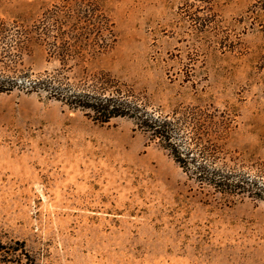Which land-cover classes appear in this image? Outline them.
<instances>
[{"label":"rangeland","instance_id":"rangeland-1","mask_svg":"<svg viewBox=\"0 0 264 264\" xmlns=\"http://www.w3.org/2000/svg\"><path fill=\"white\" fill-rule=\"evenodd\" d=\"M255 1L0 0V75L139 106L201 165L264 182ZM0 240L35 264H264V203L197 181L132 119L18 87L0 95Z\"/></svg>","mask_w":264,"mask_h":264},{"label":"trees","instance_id":"trees-1","mask_svg":"<svg viewBox=\"0 0 264 264\" xmlns=\"http://www.w3.org/2000/svg\"><path fill=\"white\" fill-rule=\"evenodd\" d=\"M78 1H94L91 8L98 5V0ZM197 1L202 2L207 11H211L212 0ZM189 5L194 6L192 3ZM249 15L253 22H257L264 29V0H256L249 9ZM206 18L204 16H194L192 21L194 25L203 27L212 21ZM18 87L27 93H44L51 99L63 101L71 108L87 110L91 118L99 123H106L112 118L119 117L132 119L157 139L162 147L169 152L173 160L197 181L209 185L224 196H246L264 203V182H262V179L201 165L187 147L184 148L179 134L170 121L158 119L139 106L113 97L74 91L65 86L55 85L47 80L24 83L0 75V95ZM0 251H2L1 253L5 251L8 257H18L17 262L20 264H22L23 257L28 258L27 263L23 264H35L25 249L24 242L20 240L12 241L9 246L2 244L0 240ZM6 263L17 264L13 260H7Z\"/></svg>","mask_w":264,"mask_h":264}]
</instances>
